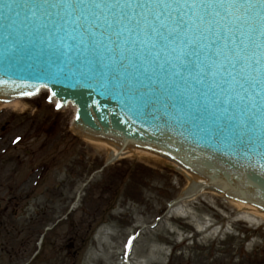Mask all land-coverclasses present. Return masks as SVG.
I'll use <instances>...</instances> for the list:
<instances>
[{
    "label": "rangeland",
    "instance_id": "374dc122",
    "mask_svg": "<svg viewBox=\"0 0 264 264\" xmlns=\"http://www.w3.org/2000/svg\"><path fill=\"white\" fill-rule=\"evenodd\" d=\"M44 99L0 109V264H264V225L233 223L230 202L204 191L184 203L185 218L168 215L184 172L125 158L103 168L106 154ZM99 228L111 233L100 243Z\"/></svg>",
    "mask_w": 264,
    "mask_h": 264
},
{
    "label": "snow or ice",
    "instance_id": "6c2138e0",
    "mask_svg": "<svg viewBox=\"0 0 264 264\" xmlns=\"http://www.w3.org/2000/svg\"><path fill=\"white\" fill-rule=\"evenodd\" d=\"M17 9L24 11L25 26H33L42 54L55 68L52 75L83 65L82 50L100 54L94 64L87 62L93 73L103 75L125 61L138 65L136 83H142L140 76L158 83L166 94L164 106L178 117L193 124L211 121L215 131L230 134L232 143L264 155V0H24L3 5L8 15L18 17ZM5 40L9 51L16 48V40ZM103 54H110L107 62ZM127 86L132 89L133 81ZM22 87L34 88L21 91L22 96L40 90L26 83ZM257 131L259 143L245 139Z\"/></svg>",
    "mask_w": 264,
    "mask_h": 264
},
{
    "label": "water",
    "instance_id": "95a60500",
    "mask_svg": "<svg viewBox=\"0 0 264 264\" xmlns=\"http://www.w3.org/2000/svg\"><path fill=\"white\" fill-rule=\"evenodd\" d=\"M9 2L22 4L24 0H0V95L22 96L21 91H34L22 87L25 83L35 87L46 84L59 100H72L78 105L77 122L82 127L164 151L214 178V186L229 185L223 190L230 196L264 207V155L257 154L258 149L248 151L239 142L232 143L230 134L215 131L211 121L193 124L178 117L170 106H164L166 94L160 85L150 84L143 76L142 83L137 84L139 66L127 61L124 67L116 64L101 75L87 70V62L94 64L100 54L82 50L83 65L52 75L55 68L50 69L49 57L42 54L43 46L37 42L33 26H25L24 11L17 9V17L3 10ZM6 36L16 40L12 51ZM109 55L103 54L105 62ZM128 80L133 81L132 89L127 86ZM260 135L259 131L248 133L245 139L251 137L259 143L256 138Z\"/></svg>",
    "mask_w": 264,
    "mask_h": 264
},
{
    "label": "bare ground",
    "instance_id": "6f19581e",
    "mask_svg": "<svg viewBox=\"0 0 264 264\" xmlns=\"http://www.w3.org/2000/svg\"><path fill=\"white\" fill-rule=\"evenodd\" d=\"M0 109L8 110L11 112H16V111H20L25 108H24L23 101L10 100L7 102H0ZM80 135L82 136V138L86 139L85 142L91 145L96 151L104 152L107 156V160H110V159L118 160V159H124V158L125 159H137V160H142V161L149 162V163L162 164V165H166L169 167L173 166L167 161H165L164 159H161L158 156L152 155L142 150H138L137 148L118 147L117 145L111 144L109 142H104V141L97 140L96 138L87 137L85 135H82V133H80ZM173 167L177 168L176 165H174ZM186 175L189 177V185L185 189L184 194L182 195L183 198L177 204H174L172 207V210L169 211L170 215L180 216L183 218H185L188 215L187 211H185L184 209V206H185L184 203L191 200L194 191L199 188L200 189L199 192L204 191L205 193L206 192L212 193L211 191L207 190V188H212L213 185L215 184L214 183L213 185H210L209 182L207 183L204 180L198 181L196 177H193L192 175H188V174ZM216 186L220 188H224V189L229 188V185H224L221 183H218ZM229 202H230L229 203L230 206H232L237 211V215L232 220L233 223L245 222L250 227L252 226L259 227L261 225H264V214L260 213L259 210L254 209L253 207L247 204L237 203L233 201H229ZM232 222H229L226 227L218 226V227L211 229V233H209L208 235L210 234L215 235L219 233L220 231H222L223 228H225L224 231L231 230ZM195 226L199 233H206L210 228L209 226L211 225L209 222L199 219V220H196ZM110 234L111 233L106 228H99L95 233V239L98 243H100L102 240H104V238H106Z\"/></svg>",
    "mask_w": 264,
    "mask_h": 264
}]
</instances>
